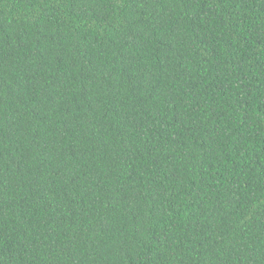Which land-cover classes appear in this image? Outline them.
Here are the masks:
<instances>
[{
	"label": "trees",
	"instance_id": "16d2710c",
	"mask_svg": "<svg viewBox=\"0 0 264 264\" xmlns=\"http://www.w3.org/2000/svg\"><path fill=\"white\" fill-rule=\"evenodd\" d=\"M0 264H264V0H0Z\"/></svg>",
	"mask_w": 264,
	"mask_h": 264
}]
</instances>
